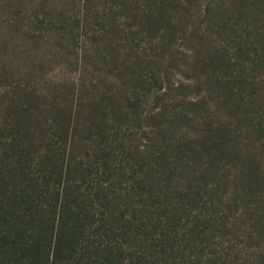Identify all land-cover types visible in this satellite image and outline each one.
<instances>
[{
    "label": "trees",
    "instance_id": "trees-1",
    "mask_svg": "<svg viewBox=\"0 0 264 264\" xmlns=\"http://www.w3.org/2000/svg\"><path fill=\"white\" fill-rule=\"evenodd\" d=\"M79 1L85 20L96 19L91 33L96 40L107 37L105 29L101 31L106 28L102 17L115 10L134 13L154 32L166 34L180 27L204 31L203 38L215 49L195 64L205 63L210 69L205 82L217 100L211 132L197 141L157 132L167 145L161 143L155 151L158 155L142 162V168L150 167V172L140 177L142 186L136 187L134 167L140 151L135 152L134 132L121 136L131 118L115 121L105 115L103 110L117 109L112 96L97 100L96 106L69 107L63 98L66 85L52 92L53 103H58L45 106L27 84L34 79L35 68H15L16 58L8 52L10 40L21 39L17 30L34 14H28L25 0H0V264H158L146 255L154 244L162 245L164 253L172 252L168 246H179L190 232L200 236L201 223L181 234L176 220L181 208L176 205L171 212L168 203L163 207L165 202L144 199L139 191L159 187L167 192L181 178L170 193L189 199L185 186L197 188L211 176L218 182L217 195L219 185L230 195V213L221 211L218 223L226 229V237L231 234L246 244L231 240L219 261L264 264V0ZM73 2L39 0L34 7L48 8V13L53 12L49 8H64L60 15L53 12L63 26L55 23L58 18L52 19L46 23L50 31L32 37L53 35L67 42L66 35H71L68 41L74 43L79 32L74 35L64 16ZM8 20L16 31L6 29ZM32 24H25L30 32ZM86 26L82 23L81 29ZM90 57L84 61L95 63ZM96 95L100 94L90 100ZM118 96L128 98L127 93ZM83 150L87 157L79 155ZM204 155L210 164L202 168L195 160L203 161ZM122 173L135 176L120 188L117 180ZM166 175L171 177L163 183ZM160 211L166 212L165 217L159 216ZM119 237L123 241L117 242Z\"/></svg>",
    "mask_w": 264,
    "mask_h": 264
},
{
    "label": "rangeland",
    "instance_id": "rangeland-1",
    "mask_svg": "<svg viewBox=\"0 0 264 264\" xmlns=\"http://www.w3.org/2000/svg\"><path fill=\"white\" fill-rule=\"evenodd\" d=\"M73 1L64 16L67 17L65 25L69 29H75L74 35L79 32L74 43L68 41L71 35H66L67 42L60 41V38L54 39L53 35H48L51 37L50 40H47L48 37L33 38L34 35L50 31L48 30L50 26L47 27L46 23L52 19L58 18L55 23L61 26L62 23L58 22L60 16L57 15L62 14L64 8L61 9L60 6L49 8L57 14L53 15V12L48 13L46 10L48 8L34 7L39 0H25L28 4L27 8H30L27 9L28 14H34L29 15L30 20L27 21H34V24L31 25V32L25 25L27 21L19 27L17 31H20L21 39L16 37L13 41L12 38L8 52L16 58L15 68L20 67L25 71L29 67L35 68L34 79L27 80V84L35 90L37 96L41 97L39 98L41 102L47 107H50L47 103L52 105L54 102L52 92H55L57 87L61 88L65 85L67 87L63 98L69 101V107L73 106L77 109L80 106H96L97 100L103 98L109 100L111 96L115 97L117 109L109 108L110 110L103 111L107 117L115 121H120L124 116L131 118V120L127 119L129 122L132 121L131 124L122 128L121 136L129 130V133L134 132L132 139L137 147L135 152H141L136 153V157H139V164L134 167L138 179L136 187L142 186L140 179L150 172V167L142 168V162L158 155L155 151L164 140V137L157 132L165 130L170 137L181 136L188 141H197L204 136L207 137L211 132L210 124L214 119L216 95L212 87L205 82L207 73L210 71L209 66L205 63L196 65L195 62L198 58L214 51L215 46L207 43L202 35L204 31L201 32L197 28L180 27L166 34L162 30L154 32L143 24L141 17L135 16L134 13H120L116 10L102 17V24L106 25V28L101 27V31L105 29L107 37L104 41L101 38L96 40L91 34L96 28V19L92 16L88 21L85 20L86 12L81 9L80 1ZM38 10L39 17L35 16ZM107 17L110 19L107 20ZM5 23L6 29L16 31V27L9 20ZM82 23L88 25L86 26L88 32L81 29ZM37 27L41 28L37 31ZM86 32L89 34L87 35ZM110 44L113 47L109 48ZM114 54L115 58H113ZM86 56H91L90 59L95 63L84 61ZM105 56L108 58L104 59ZM131 69H136L137 72L131 73ZM160 84L161 88H159ZM119 93H127V100L118 96ZM93 94L100 95L90 100ZM57 103L55 101L53 104ZM120 107L123 108L122 111L118 110ZM166 145L167 143H162V147ZM88 154L83 150L79 155L87 157ZM171 156L175 160L174 154L171 153ZM203 158V161L199 158L195 160L200 164L197 166L209 167V156L204 155ZM135 174L131 176L120 174L117 180L121 182L120 188L126 187ZM158 176L161 177V174L158 173ZM169 177L171 175L164 176L163 183H166ZM206 180L202 179L197 188L191 187L184 180V183L188 184L185 188L187 187L190 198L183 200H180L177 194L176 198L170 193L171 189L180 185L181 178H178L167 192L158 189L159 187L154 189L143 187L142 191H139L143 192L144 199L160 201L158 202L160 204L165 202L163 207L168 203V210L171 212L176 205L181 208L176 218L180 222L181 234H187L190 229L197 226V222L201 223L202 234L196 237L193 235L195 233L190 232L187 240L180 241L179 246H168L169 251L172 252L164 253L162 245L156 247L154 244L146 252L152 262L156 260L158 264H200V262L223 264L219 261V257H223L225 250H229L228 245L231 244V240L246 247L243 243L244 239L231 238V234L226 237V229L218 223L219 217L222 216L221 211H225L226 215L230 213L227 205L230 204L228 191H224V188L219 185L220 189H217L219 195H217L215 186L218 182L212 176L207 177ZM159 190H161L160 193ZM162 191L166 193L161 194ZM140 197V195L136 196L135 201L138 202ZM165 215L166 212L160 211L159 216L165 217ZM168 215L173 218L170 212ZM193 226L195 227L191 228ZM149 231L147 230L148 234ZM154 233L156 230L152 232ZM121 241H123L122 237H119L117 242ZM223 242H225L224 247ZM134 250L138 249L132 248V251ZM125 257L128 259L130 253L125 254ZM230 263L234 264L232 261Z\"/></svg>",
    "mask_w": 264,
    "mask_h": 264
}]
</instances>
